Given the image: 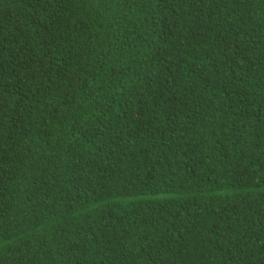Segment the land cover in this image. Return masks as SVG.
I'll return each mask as SVG.
<instances>
[{"label": "trees", "instance_id": "1", "mask_svg": "<svg viewBox=\"0 0 264 264\" xmlns=\"http://www.w3.org/2000/svg\"><path fill=\"white\" fill-rule=\"evenodd\" d=\"M0 264H264V0H0Z\"/></svg>", "mask_w": 264, "mask_h": 264}]
</instances>
